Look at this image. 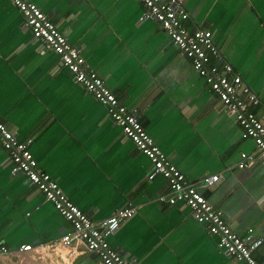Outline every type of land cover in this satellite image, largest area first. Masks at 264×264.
I'll list each match as a JSON object with an SVG mask.
<instances>
[{
  "label": "crops",
  "instance_id": "0c3cea01",
  "mask_svg": "<svg viewBox=\"0 0 264 264\" xmlns=\"http://www.w3.org/2000/svg\"><path fill=\"white\" fill-rule=\"evenodd\" d=\"M78 47L90 67L135 115L169 160L241 237L261 241L264 264V161L235 117L172 44L140 0H30ZM189 30H210L264 109V0H179ZM0 118L27 142L39 166L94 222L135 208L109 242L132 264H245L229 257L185 204L160 203L166 180L125 136L107 108L33 38L23 15L0 0ZM0 142V264H102L72 225L33 186ZM220 174L218 183L204 179ZM29 251H21L24 246Z\"/></svg>",
  "mask_w": 264,
  "mask_h": 264
},
{
  "label": "built area",
  "instance_id": "2783aa9c",
  "mask_svg": "<svg viewBox=\"0 0 264 264\" xmlns=\"http://www.w3.org/2000/svg\"><path fill=\"white\" fill-rule=\"evenodd\" d=\"M23 15L24 25L34 39L45 44L60 58L63 68L68 70L75 82L90 92L95 99L107 108L112 120L118 124L123 133L149 159L152 172L163 177L167 190L160 194L158 201L176 205L185 204L191 209L194 218L205 225L208 232L218 238L220 248L231 258L245 264H262L256 258V251L261 241L253 236L241 237L234 232L223 217L201 193L199 186L179 170L169 157L148 134L140 118L132 113L105 84L82 56L81 50L74 46L67 36L59 30L52 19L30 0H9ZM146 7L147 17L160 24L170 37L172 44L186 56L194 70L210 86L212 92L220 99L232 114L243 137L253 140L256 145L254 154H241L238 169L250 168L261 158L264 161V109L258 112L260 100L244 82L230 64H218L220 50L210 30H189L187 23L190 14L179 0H140ZM0 142L8 152L14 167L12 174L19 172L28 176L31 184L36 186L45 199L52 203L59 214L72 225V231L61 242L71 247L76 240L84 242L87 249L96 253L102 264H132L121 252L113 248L109 238L120 228L121 224L136 215L135 208L118 210L113 216L94 222L90 216L75 205L64 193L58 182L42 169L27 142L19 140L0 118ZM220 174L204 179V185L218 183ZM32 246H24L21 251H29ZM3 254L10 251L0 238Z\"/></svg>",
  "mask_w": 264,
  "mask_h": 264
}]
</instances>
